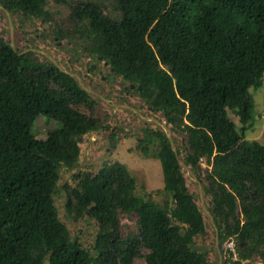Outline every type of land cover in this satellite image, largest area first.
<instances>
[{
	"label": "trees",
	"instance_id": "1",
	"mask_svg": "<svg viewBox=\"0 0 264 264\" xmlns=\"http://www.w3.org/2000/svg\"><path fill=\"white\" fill-rule=\"evenodd\" d=\"M49 2L67 4L0 0V6L48 19ZM114 2L117 19L93 2L70 6L77 38L184 136L182 160L210 198L219 246L235 243L237 259L227 249L224 264L253 257L264 262V145L244 140L253 119L249 90L264 77V0ZM30 54L0 36V264H133L138 258L146 264H209L208 251L196 247L206 226L179 151L151 129L143 130L140 151L160 162L173 207L137 195L135 179L119 163L94 176L77 173L75 186H64L67 215H89L98 232L91 250L70 236L54 205L59 170H74L78 139L103 126L94 116L95 102L74 77ZM40 116L59 125L45 141L32 133ZM109 131L115 148L116 132ZM119 212L136 216L137 234L120 235Z\"/></svg>",
	"mask_w": 264,
	"mask_h": 264
},
{
	"label": "rangeland",
	"instance_id": "2",
	"mask_svg": "<svg viewBox=\"0 0 264 264\" xmlns=\"http://www.w3.org/2000/svg\"><path fill=\"white\" fill-rule=\"evenodd\" d=\"M66 2V5L49 2L46 6L48 19L25 18L19 13L11 14L0 6V36L20 54L31 53L35 60L45 65L54 64L74 77L95 102L94 116L103 126L84 135L78 141L80 155L76 168L67 170L61 167L59 170L60 178L54 195L58 219L67 227L72 238H76L84 249L91 250L98 225L89 215H84L80 219L67 215L64 186H75L74 175L77 173L94 176L101 167L114 163L124 165L135 179L137 195L163 206L167 203L172 208L170 198L163 191L160 162L155 158H145L140 151L143 130L160 131L167 136L172 148L179 151V165L187 188L194 195L195 203L204 219L206 235L195 238L196 247L201 251H208L209 264H224L228 251L226 244L223 245V249L222 245L219 246L217 226L211 217L210 198L204 194L198 174L182 160L185 154V146L182 143L184 136L171 131L170 125L166 124L161 114L154 112L147 101L135 93L134 85L129 89V84L115 77L102 60L86 53L87 43L77 38L74 26L68 21L70 6L84 2L98 4L103 8L104 14L117 19L118 12L113 9L114 0H66ZM58 34H62L63 38L59 39ZM128 89L131 92H128ZM249 92L253 99V119L251 128L244 134V140L247 143L257 141L264 145V77L261 86L257 89L252 88ZM228 115L232 122L238 124L232 113L229 112ZM107 127L116 132L115 148L110 145V131L106 129ZM58 128L56 122L40 116L33 122L32 133L37 139L45 141L48 133ZM151 150L154 151L153 147ZM118 219L122 237L138 233L135 215L119 212ZM133 264L146 263L138 258ZM243 264L264 262L253 257L250 262Z\"/></svg>",
	"mask_w": 264,
	"mask_h": 264
},
{
	"label": "built area",
	"instance_id": "3",
	"mask_svg": "<svg viewBox=\"0 0 264 264\" xmlns=\"http://www.w3.org/2000/svg\"><path fill=\"white\" fill-rule=\"evenodd\" d=\"M231 252V255H232V259L233 260H236V252H235V245L233 242H229L228 246H227Z\"/></svg>",
	"mask_w": 264,
	"mask_h": 264
},
{
	"label": "clouds",
	"instance_id": "4",
	"mask_svg": "<svg viewBox=\"0 0 264 264\" xmlns=\"http://www.w3.org/2000/svg\"><path fill=\"white\" fill-rule=\"evenodd\" d=\"M229 242H233V243H234L233 240H230ZM229 242L227 243V246H228ZM234 245H235V243H234ZM227 249H228L229 253L231 254V252H230V250H229L228 247H227ZM235 252H236V247H235ZM236 256H237V253H236ZM231 258H232V255H231ZM236 259H237V257H236ZM232 260H233V259H232Z\"/></svg>",
	"mask_w": 264,
	"mask_h": 264
},
{
	"label": "flooded vegetation",
	"instance_id": "5",
	"mask_svg": "<svg viewBox=\"0 0 264 264\" xmlns=\"http://www.w3.org/2000/svg\"><path fill=\"white\" fill-rule=\"evenodd\" d=\"M99 59V58H98ZM99 60H102V59H99ZM105 65H107V63L104 62ZM108 66V65H107ZM110 71L113 73V70L109 67ZM131 88V86H130Z\"/></svg>",
	"mask_w": 264,
	"mask_h": 264
},
{
	"label": "water",
	"instance_id": "6",
	"mask_svg": "<svg viewBox=\"0 0 264 264\" xmlns=\"http://www.w3.org/2000/svg\"><path fill=\"white\" fill-rule=\"evenodd\" d=\"M12 47V46H11ZM13 48V47H12ZM99 59H101V58H99ZM131 88H133V85L131 86ZM81 139H78V141H80ZM174 150V149H173Z\"/></svg>",
	"mask_w": 264,
	"mask_h": 264
}]
</instances>
